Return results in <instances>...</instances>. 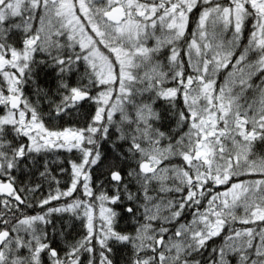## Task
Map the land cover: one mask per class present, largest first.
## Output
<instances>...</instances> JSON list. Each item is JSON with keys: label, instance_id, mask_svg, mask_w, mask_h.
I'll use <instances>...</instances> for the list:
<instances>
[{"label": "trees", "instance_id": "1", "mask_svg": "<svg viewBox=\"0 0 264 264\" xmlns=\"http://www.w3.org/2000/svg\"><path fill=\"white\" fill-rule=\"evenodd\" d=\"M70 2L0 19V264H264V0H118L131 68Z\"/></svg>", "mask_w": 264, "mask_h": 264}, {"label": "rangeland", "instance_id": "2", "mask_svg": "<svg viewBox=\"0 0 264 264\" xmlns=\"http://www.w3.org/2000/svg\"><path fill=\"white\" fill-rule=\"evenodd\" d=\"M117 1L118 0H77V5L79 7V11L83 13L84 17L88 20V25H90L93 29L91 30L96 34V38L104 43L99 42L100 45L105 47L106 45L112 46V49H114L117 55L116 62H118V65L120 67L131 68L136 63V59L140 55L145 56L148 53L145 47L137 43L138 38H141V35L143 34L144 28L142 26L138 27L135 24H129L126 21H122L124 17V12H121L122 8L116 7L119 8V11H117V13L114 12L116 10L114 5L116 6V3H118ZM253 1L254 3H257V0ZM21 8H25L29 14H34L36 9H39L41 19H45V24L46 21L49 20L50 22L55 23L58 27L62 26L65 29H69L75 38L78 36L79 30L82 31L83 26L80 22H78L79 20L77 21L78 17L74 12L72 2H70V0H0V19H2L6 14H16L20 12ZM110 8L112 10H110ZM137 11L139 13L141 11V7H137ZM107 13H111V15L115 14V16L117 14L118 16H116V21L110 22L106 19L105 15ZM235 14L237 15V13ZM52 25L54 26V24ZM87 36L88 33L86 32L78 36L82 46L89 42ZM88 49H90L87 56L88 63L92 67L93 65L95 66L93 68L98 78L107 82L110 77V63L107 58L98 53L96 48H93L92 50L91 48ZM22 60H26L25 55ZM125 76L126 73L121 72V77L123 79H125ZM110 79L113 78L110 77ZM126 85L127 84H125V86ZM11 92H13V90H11ZM16 96L18 97V95ZM102 101L107 102V99H102ZM22 114L23 113L20 111H17V113L11 112V114L9 113L8 116L3 117L0 120V124H9L8 122H13L15 117L19 119L22 118ZM29 126L30 127L27 128V130L34 133V136H32L33 138L38 136L42 140L49 139L48 136H45V138L42 137V133L45 131L41 127L32 124ZM71 137L73 138V135L70 134L66 135L64 138L70 139ZM207 139L212 138L209 136ZM212 140L214 141V139ZM204 146L200 147V155L202 157L211 156V154H208L207 148H204ZM81 173V171H77V175H81ZM235 195L237 196L236 193ZM100 214L101 217L104 218L102 213Z\"/></svg>", "mask_w": 264, "mask_h": 264}, {"label": "water", "instance_id": "3", "mask_svg": "<svg viewBox=\"0 0 264 264\" xmlns=\"http://www.w3.org/2000/svg\"><path fill=\"white\" fill-rule=\"evenodd\" d=\"M109 16H110L109 14L106 15L107 18H109ZM111 20L113 21V19H111ZM8 99H9V101H8L7 106L10 110L16 111L20 108L21 103H22L20 98L14 96V95H9Z\"/></svg>", "mask_w": 264, "mask_h": 264}]
</instances>
